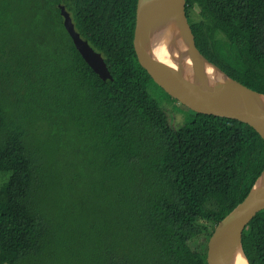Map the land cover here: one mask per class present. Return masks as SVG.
I'll list each match as a JSON object with an SVG mask.
<instances>
[{"label":"trees","instance_id":"obj_1","mask_svg":"<svg viewBox=\"0 0 264 264\" xmlns=\"http://www.w3.org/2000/svg\"><path fill=\"white\" fill-rule=\"evenodd\" d=\"M137 4L0 0V264H208L218 223L263 173L253 128L190 109L176 128L151 96L173 99L139 64ZM186 4L202 55L264 95V0ZM60 5L113 80L82 58ZM242 242L264 264V210Z\"/></svg>","mask_w":264,"mask_h":264},{"label":"water","instance_id":"obj_2","mask_svg":"<svg viewBox=\"0 0 264 264\" xmlns=\"http://www.w3.org/2000/svg\"><path fill=\"white\" fill-rule=\"evenodd\" d=\"M186 5V0H138L134 50L139 64L170 97L191 111L240 121L264 140V95L233 80L202 55ZM59 8L64 27L82 58L103 81L113 80L103 55L81 37L65 6ZM167 38L183 43L184 54L177 62H166L164 57L153 55L158 42ZM208 66L218 78L207 74ZM263 210L264 171L246 199L218 223L208 243L207 263L234 264L242 256L249 264L243 249V233Z\"/></svg>","mask_w":264,"mask_h":264},{"label":"rangeland","instance_id":"obj_3","mask_svg":"<svg viewBox=\"0 0 264 264\" xmlns=\"http://www.w3.org/2000/svg\"><path fill=\"white\" fill-rule=\"evenodd\" d=\"M149 93L167 112L169 119L176 128L183 126L192 117V113L189 109L184 107L179 102H176L175 99H170L162 90H160L156 86L151 85L149 88Z\"/></svg>","mask_w":264,"mask_h":264},{"label":"bare ground","instance_id":"obj_4","mask_svg":"<svg viewBox=\"0 0 264 264\" xmlns=\"http://www.w3.org/2000/svg\"><path fill=\"white\" fill-rule=\"evenodd\" d=\"M68 11V10H67ZM164 32V31H161ZM182 45L183 43L180 41H176L175 43L172 42L170 39H163V41H159L157 44V48L158 49H154L153 51V55L158 58V57H164L166 62L168 61H174L175 62L178 61V59H181L183 56V51H182ZM173 66H175L173 64ZM206 72L209 76L213 77V78H218V74L216 73V71L211 68V67H206ZM234 264H248L246 259L243 258L242 256L237 257Z\"/></svg>","mask_w":264,"mask_h":264},{"label":"flooded vegetation","instance_id":"obj_5","mask_svg":"<svg viewBox=\"0 0 264 264\" xmlns=\"http://www.w3.org/2000/svg\"><path fill=\"white\" fill-rule=\"evenodd\" d=\"M69 12V11H68ZM70 13V12H69ZM71 17H72V14L70 13ZM72 20H73V17H72ZM74 22V21H73ZM76 28V27H75Z\"/></svg>","mask_w":264,"mask_h":264}]
</instances>
